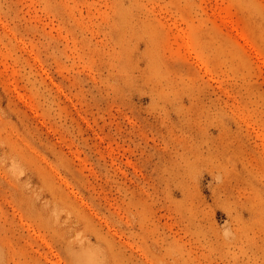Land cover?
<instances>
[{"label": "rangeland", "instance_id": "obj_1", "mask_svg": "<svg viewBox=\"0 0 264 264\" xmlns=\"http://www.w3.org/2000/svg\"><path fill=\"white\" fill-rule=\"evenodd\" d=\"M0 264H264V0H0Z\"/></svg>", "mask_w": 264, "mask_h": 264}]
</instances>
